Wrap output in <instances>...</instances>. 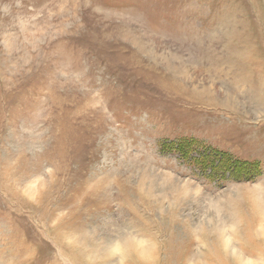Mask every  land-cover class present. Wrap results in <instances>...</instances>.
<instances>
[{
    "label": "rangeland",
    "instance_id": "obj_1",
    "mask_svg": "<svg viewBox=\"0 0 264 264\" xmlns=\"http://www.w3.org/2000/svg\"><path fill=\"white\" fill-rule=\"evenodd\" d=\"M261 84L264 0H0V264H264Z\"/></svg>",
    "mask_w": 264,
    "mask_h": 264
},
{
    "label": "bare ground",
    "instance_id": "obj_2",
    "mask_svg": "<svg viewBox=\"0 0 264 264\" xmlns=\"http://www.w3.org/2000/svg\"><path fill=\"white\" fill-rule=\"evenodd\" d=\"M262 82V81H261ZM262 86H264L263 84H261ZM260 86L259 88L261 89V95L262 97L264 96V87ZM263 100V99H262ZM263 250V249H262ZM136 253H138V250L136 249ZM138 256L140 257V252L138 253Z\"/></svg>",
    "mask_w": 264,
    "mask_h": 264
},
{
    "label": "trees",
    "instance_id": "obj_3",
    "mask_svg": "<svg viewBox=\"0 0 264 264\" xmlns=\"http://www.w3.org/2000/svg\"><path fill=\"white\" fill-rule=\"evenodd\" d=\"M171 145H172V144H170V147H171ZM178 147H179V146L177 145V147H175V148L172 147V148L175 150V149L178 148ZM200 147H201V146H200ZM202 147H204V146H202ZM181 148H182V147H181ZM204 148H205V151H206V150H209V148H206V147H204ZM182 149H183V148H182ZM179 150H180V149H179Z\"/></svg>",
    "mask_w": 264,
    "mask_h": 264
}]
</instances>
